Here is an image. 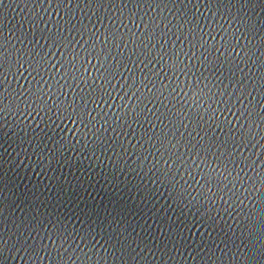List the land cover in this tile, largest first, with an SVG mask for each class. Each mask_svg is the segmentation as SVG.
<instances>
[{"label":"snow or ice","instance_id":"obj_1","mask_svg":"<svg viewBox=\"0 0 264 264\" xmlns=\"http://www.w3.org/2000/svg\"><path fill=\"white\" fill-rule=\"evenodd\" d=\"M53 2L68 16L63 23L57 21L55 30L39 37L21 31L20 47L0 30V118L28 112L40 115L42 122L60 121L73 134L58 140L56 155L62 156L65 146L75 141L80 154L76 166L89 157H107L106 174L116 194L107 208L78 204L79 227L73 213L65 215L58 208L37 212L44 206L33 205L20 221V227H27L16 241L28 249L30 264L45 250L51 264H155L142 254L157 252V246L150 237L135 236L125 224L136 208L122 200L128 189L141 204L151 203L164 189L172 206L189 210L180 225L186 232L203 228L210 237L215 233L216 239L208 243L221 251L218 264H234L236 256L243 264H264V159L258 160L264 157V2L49 0V6ZM70 5L121 12L115 24L106 16L109 23L101 30L69 15ZM142 8L169 9L174 15L142 17L143 31H133L128 22L137 24L134 17ZM192 8L211 12L209 21L215 23L202 24L203 14L198 16ZM121 25L127 31H121ZM213 32L223 33L220 41ZM116 49L121 51L113 55ZM123 129H133L135 144ZM249 145H259L261 151L246 155ZM83 190L78 183L77 191L69 186L68 193L75 196ZM246 200L251 207L238 217L237 233L226 231L229 225L213 210L220 202L229 211L240 210ZM166 227L173 235L174 226ZM41 229L52 241L51 248L24 239ZM81 243L87 252L77 256ZM97 245L104 254L96 251ZM68 250L71 256L56 255ZM158 264H170V259L160 256Z\"/></svg>","mask_w":264,"mask_h":264},{"label":"water","instance_id":"obj_2","mask_svg":"<svg viewBox=\"0 0 264 264\" xmlns=\"http://www.w3.org/2000/svg\"><path fill=\"white\" fill-rule=\"evenodd\" d=\"M69 8L71 9V5ZM191 11L197 13L198 16L203 14L202 24L205 22L215 23V21H209L211 12H205L202 8L199 9V12L196 8H192ZM120 12V9L109 8L105 12L103 9L97 11L95 8L85 9L81 7L80 9H71L69 15H74L76 20L83 18L84 24L91 22L92 25L103 30L109 23L106 16L111 18L112 24H115ZM125 14L127 15V13ZM248 14L252 15L251 12ZM259 14V12L256 13V15ZM158 15L171 18L174 12L163 8H142L136 12L134 17L137 24H132L129 21V27L133 31H143L140 18ZM67 19L65 10L57 8L54 2L49 6V0H2L0 2V30L5 36H11L13 41L17 42V47L21 46L17 40L21 31L27 33L31 30L33 35L39 37L42 32L55 30L58 26L57 21L63 23ZM219 19L218 15L217 20ZM220 22L225 23L223 20ZM225 28H227V23H225ZM235 29L236 26L233 25L231 30ZM121 31H127V29L121 25ZM220 35L223 33L221 32ZM220 35L213 32L216 41H220ZM209 39L211 40L212 37ZM244 42L241 40V43ZM40 43L43 44L44 41L40 40ZM121 49L114 50L113 55L120 52ZM233 54L235 55V53ZM127 71L124 69L125 75H127ZM119 79L123 82L124 77ZM10 80L14 82L15 78H10ZM21 82L26 84L22 78ZM16 86L18 87V85ZM117 88H119V84H117ZM121 95H123L122 92ZM124 99L127 101L128 97ZM120 103L121 101L117 98L116 104ZM102 107L105 111L108 110L106 105ZM112 111H115V107ZM229 118L236 119L235 116L231 115ZM0 119H3V124L0 125V205H2L0 206V222L3 223V229L0 230V244L3 246V250L0 252V264H30L28 249H22L16 241L24 234L25 227H27V225L20 227V221L30 214L33 205L44 206L43 208H36L35 211L37 212H51L53 208H58L65 215L73 213L77 217L74 223L79 227L77 205L83 207L84 204L89 206L95 204L98 207L103 205L107 208L110 196L116 194L113 192L115 185H111L110 177L106 174L109 167L107 157H100L99 159L89 157L87 160H82L79 166H76V157L80 154L76 151L78 145L75 141L65 146L62 156L56 155L55 149L58 140L64 135L71 136L73 134L68 132L64 124H60V121L49 123L45 120L42 122L40 115L28 112L5 113ZM56 125H59V128ZM68 127L70 128L72 125L68 123ZM122 131L129 133L127 139L132 144L136 143L138 137L134 136L133 129H123ZM111 134L109 133V135ZM121 138L123 139V137ZM260 151L259 145H249L248 148L244 149L246 155ZM132 158L134 159L135 156L133 155ZM259 159H264V157H258ZM250 174L252 173L250 172ZM117 176L127 177L128 172H117ZM105 179H109V184L104 183ZM129 179L133 178L129 177ZM86 180L90 182V186ZM145 182L147 183V181ZM78 183L84 190L75 196L69 194V186L75 192ZM127 191L129 194L122 195V200L126 206L136 205V208L133 215L125 221V224L130 225L135 230L133 233L135 236H143L145 239L150 237L157 246V252L149 251L142 254V258L146 255L147 260L155 262V264H158L160 256L170 259V264H218L217 258L221 256V251L210 248L208 243L209 239H216L215 233H212L210 237L203 228L199 230L194 228L186 232L180 225L183 223L184 217L189 215V210H180L172 206V202L164 189L156 194L151 203L144 201L143 204L136 199L135 193H131L130 189ZM105 192H108L109 195L106 196ZM73 200L77 201V204H73ZM250 207L251 202L246 200L243 205H240V210L232 208L229 211L227 206L220 202L213 211L219 213L221 220L229 225L226 231L237 233V226L240 225L238 217L241 216V212ZM194 211L195 209H192V212ZM226 211L227 215L225 214ZM166 225L174 226L173 235H168ZM24 239L30 245L43 243L49 248L52 246V241L47 239V234L42 229L31 232ZM161 241L164 242L163 248L167 249L166 253L161 250ZM73 247L76 246L73 245ZM220 247L223 249V245ZM82 250L87 252L81 243L80 247L76 248L75 255L79 256ZM96 251L104 254V249L99 245H97ZM139 251L137 249V252ZM239 251L242 255L244 254L242 248ZM56 255L71 256L72 251L68 250ZM225 259H228L226 255ZM36 264H51L47 250L41 252V259ZM234 264H243L241 256H236Z\"/></svg>","mask_w":264,"mask_h":264}]
</instances>
